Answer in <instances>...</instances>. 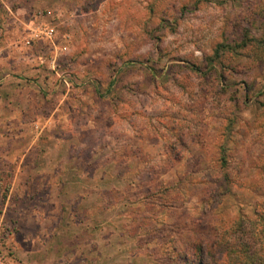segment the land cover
<instances>
[{"label":"rangeland","instance_id":"rangeland-1","mask_svg":"<svg viewBox=\"0 0 264 264\" xmlns=\"http://www.w3.org/2000/svg\"><path fill=\"white\" fill-rule=\"evenodd\" d=\"M0 81L7 264L264 247V0H0Z\"/></svg>","mask_w":264,"mask_h":264},{"label":"trees","instance_id":"trees-1","mask_svg":"<svg viewBox=\"0 0 264 264\" xmlns=\"http://www.w3.org/2000/svg\"><path fill=\"white\" fill-rule=\"evenodd\" d=\"M262 211L263 213H259L258 217L259 222L264 223V203ZM243 221L250 223V220L244 217L238 220L239 230L245 232L242 224ZM251 228L252 226L248 227L249 230ZM263 233L264 231L257 232L260 235H263ZM174 253L179 257L181 256L182 259L188 260L187 255V257H184V252L175 250ZM189 254L193 258L195 256L197 258L200 256L205 258L204 260H198L197 264H264V247L258 248L254 244V238L250 236L247 242H240V239L237 242H233L231 238L224 236H217L211 242L198 240L195 244L191 245V252Z\"/></svg>","mask_w":264,"mask_h":264},{"label":"crops","instance_id":"crops-1","mask_svg":"<svg viewBox=\"0 0 264 264\" xmlns=\"http://www.w3.org/2000/svg\"><path fill=\"white\" fill-rule=\"evenodd\" d=\"M6 85H8L6 82H3L2 83V81H0V90L3 89V88H5Z\"/></svg>","mask_w":264,"mask_h":264},{"label":"built area","instance_id":"built-area-1","mask_svg":"<svg viewBox=\"0 0 264 264\" xmlns=\"http://www.w3.org/2000/svg\"><path fill=\"white\" fill-rule=\"evenodd\" d=\"M0 264H7V263L4 259L0 258Z\"/></svg>","mask_w":264,"mask_h":264}]
</instances>
